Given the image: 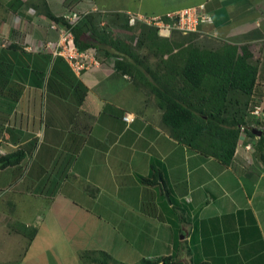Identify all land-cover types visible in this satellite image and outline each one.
I'll use <instances>...</instances> for the list:
<instances>
[{
    "label": "crops",
    "instance_id": "1",
    "mask_svg": "<svg viewBox=\"0 0 264 264\" xmlns=\"http://www.w3.org/2000/svg\"><path fill=\"white\" fill-rule=\"evenodd\" d=\"M79 1L83 11L120 10L124 0ZM42 2L58 14L64 0H0V39L10 42L0 47V156L23 151L18 165L0 169V237L8 239L0 264H81L79 252L96 249L128 264L183 259L184 252L205 264H264V160L256 150L264 117L251 114L255 106L264 110V22L247 16L258 5L197 2L213 17L204 28L246 46L257 68L245 118L261 134L241 130L224 165L169 136L154 101L136 99L129 80L114 72L110 50L88 47L81 50L86 68L71 66ZM51 33L57 40L49 43ZM125 89L133 96L121 95ZM31 197L43 200L42 213L20 207ZM117 216L119 225L110 221ZM92 219L93 227H82ZM98 219L114 231L112 241ZM116 231L123 251L114 245Z\"/></svg>",
    "mask_w": 264,
    "mask_h": 264
},
{
    "label": "trees",
    "instance_id": "2",
    "mask_svg": "<svg viewBox=\"0 0 264 264\" xmlns=\"http://www.w3.org/2000/svg\"><path fill=\"white\" fill-rule=\"evenodd\" d=\"M39 9L50 19L62 23L65 21L53 15L46 2H42ZM72 33L77 49L101 46L105 53L110 55L109 46H111L110 48L124 52L131 60L130 62L117 61L115 67L118 71L123 74H135L139 78L144 77L142 71L134 65L138 63L137 58L122 46L110 43L107 36L98 32L95 27L88 28L84 24L73 26ZM149 37L156 38L157 35L153 31ZM166 41V38H163V42L159 45L156 42H151V45L157 44V51L162 55L168 51L169 44ZM177 47L174 57L181 63L171 69L169 74L172 73L173 76H165L163 81L156 79V83L147 82L150 91L157 98L158 106L162 109L161 120L167 127L169 136L178 143L228 165L233 157L241 130H244L248 136L254 137L251 133L252 126L247 123L245 116L249 114L251 108L249 97L255 85L256 65L252 62L251 54L244 45L225 43L216 49L200 48L193 44L185 46L180 44ZM151 76L154 79L152 73ZM176 79L178 83H173L172 81ZM144 81L147 80L144 79ZM169 81L170 85L164 84ZM230 94L246 97L242 107H239V104L235 105L233 111L230 110ZM256 150L258 156L264 160V132L257 139ZM22 158L23 151L19 149L1 155L0 169L18 165ZM141 181L151 183L149 178H141ZM168 199L172 201L169 195ZM23 227V225L18 226V231L25 235H29L30 232L34 234V229ZM91 252L98 254L93 259L97 264H108L109 260L116 261L103 250H84L79 253L81 264L83 260L84 262L90 260ZM160 262L185 264L170 256L156 259L142 258L134 264H159ZM191 263L205 264L203 261L195 260Z\"/></svg>",
    "mask_w": 264,
    "mask_h": 264
},
{
    "label": "rangeland",
    "instance_id": "3",
    "mask_svg": "<svg viewBox=\"0 0 264 264\" xmlns=\"http://www.w3.org/2000/svg\"><path fill=\"white\" fill-rule=\"evenodd\" d=\"M107 1V0H103ZM102 1V2H103ZM201 0H124L122 1L123 3L119 4V9H110L109 7H97L95 5L91 6L90 8L87 7V9H83V11L80 10L79 6V0H64L61 12L56 14L55 12L51 13L55 15L56 17L62 18L65 20L63 23L62 22H57L53 19H50L45 16V24L49 27L50 31L56 30L61 34V30L63 29V33L67 31L69 35L67 38H73V33H72V28L73 26H79L84 24V26H87L88 28L90 26H93L96 28V30L100 33H103L107 36V40L112 43L116 44L118 46H122L128 53L130 52L133 54L137 60L138 63H135L134 65L140 69L143 73V78H139L135 76V74H127V73H122L118 71L115 67V64L117 61H124L128 60L129 62L130 57H128L124 52H120L118 50H115L114 48H110L109 50L112 52V55L110 56L109 62L111 63L113 70L115 73L124 76L133 87H131V91L133 94H135V98H143V102H145L148 106H152V101L153 104L162 111V109L158 106L157 104V98L152 94L150 91V88L147 84V82L151 83H156V79L159 81L162 79L164 80L163 77L165 76H173L172 73H170L171 69H174L177 65H180L181 62L175 60V52L178 49L177 46H180V44H183L184 46L187 44H193L196 46H199L200 48H209V49H216L222 44L225 43H230L227 38L220 37L215 30H210L207 28H201L202 31L198 33H182L181 31L175 29V28H170L168 32L165 34H161L159 30L153 26L144 24V23H139V22H134V23H128L127 15L126 12L135 11V12H141L142 14H162L167 11H171L176 9V11H180L186 5L192 4V3H197ZM247 3H253L257 4L258 8L257 10H254L250 13L247 14L253 21H262L264 22V0H245ZM105 3V2H104ZM206 3V2H205ZM207 8V4H206ZM175 11V10H174ZM209 11V10H208ZM232 11V9L230 10ZM210 12V11H209ZM232 13H235V11H232ZM210 15H212L210 13ZM213 18V17H212ZM213 20V19H212ZM90 22V24H89ZM52 27V28H51ZM54 28V29H53ZM154 29V30H153ZM154 33L157 35L156 38H151L149 37L150 34ZM151 32V33H150ZM66 33V32H65ZM56 33H51L50 35V40L49 43L55 42L57 38L55 37ZM64 36V35H61ZM166 38L167 44H169L168 51L166 53L160 55L158 50L159 43L163 42V38ZM63 38L60 39V41ZM65 39V38H64ZM151 42H156L157 44L151 45ZM10 42L7 40V42L4 41V39H0V47L1 46H9ZM5 46V47H6ZM98 47V46H97ZM2 48V47H1ZM100 50L103 49V47L99 46L98 47ZM108 48V47H107ZM100 50H94L92 53L97 56L98 51ZM103 54V53H102ZM63 56V55H62ZM65 56V55H64ZM66 57V56H65ZM51 66L48 65V67L45 69V81H49V74ZM8 76L15 75L13 71L8 70L6 71ZM5 73V71H4ZM154 76V79L151 76ZM146 79L147 81H144ZM178 80L176 79L175 81H172L173 83L177 82ZM169 84V82H164V84ZM142 93H141V92ZM132 92L129 90L125 89L123 92L121 91V95L124 97L128 96H133ZM120 95V96H121ZM229 107L230 110H234L235 105H239V107H242L244 100L246 101V97L242 96L240 94H230L229 97ZM140 103V102H139ZM248 105V104H247ZM248 107V106H247ZM250 107V106H249ZM252 107V106H251ZM242 109V108H241ZM253 109V108H251ZM124 115V114H123ZM130 115V114H129ZM132 116V115H131ZM116 121V120H115ZM108 122V121H107ZM164 124V123H163ZM112 125V124H111ZM110 126V125H108ZM243 132L241 131L240 134ZM167 202V200H166ZM24 205H27L26 209L34 210L36 212L42 213V210H44L45 206L43 203V200L40 198L36 197H31L28 200H25L20 207ZM20 209V208H19ZM23 209V208H22ZM104 220L106 219V216H100ZM101 220H97V223L100 222ZM110 221H113L117 223V225L120 224V216L115 217L114 219H110ZM96 221L94 219L90 220L87 225H83L82 227H93L94 223ZM154 223V221H152ZM101 226V228H100ZM116 224H114V227ZM98 227L100 229H104V233L99 234L103 235V238L105 239V236H107V242L112 241L111 237L109 234L113 233L114 231L110 232V230L107 231V226H105V223H98ZM121 233V232H120ZM117 231L115 232L114 235V245L119 247L121 250L122 248L118 245H120V241L118 240ZM179 234L177 236L179 237ZM113 238V237H112ZM4 242V243H3ZM20 243V242H19ZM91 243V242H90ZM7 244H8V239L2 240L0 237V257H2V254L7 251ZM21 247V244H20ZM136 248L135 246H133ZM137 249V248H136ZM97 250V249H96ZM84 251V250H83ZM123 251V250H122ZM125 251V249H124ZM80 251L79 253H81ZM184 257L183 259H180L178 256L173 257L174 259H179L185 264H192L191 263V258L184 252ZM98 254L95 252H91L89 255V259L82 264H97L93 259L97 256ZM130 255H135L132 252ZM116 260V259H115ZM116 262V263H115ZM118 262L120 261H114V260H109L108 264H119ZM137 262V261H136ZM136 262H132L129 264H134ZM122 264H128V263H123ZM161 263V262H160Z\"/></svg>",
    "mask_w": 264,
    "mask_h": 264
},
{
    "label": "built area",
    "instance_id": "4",
    "mask_svg": "<svg viewBox=\"0 0 264 264\" xmlns=\"http://www.w3.org/2000/svg\"><path fill=\"white\" fill-rule=\"evenodd\" d=\"M128 23H144L153 26L159 30L162 34L168 32L170 28H175L182 33H198L203 29L205 25L212 23V15L206 8L205 2H200L194 5L183 7L180 11H167L164 14H142L140 12H126ZM66 32V33H65ZM63 29L61 30V41H59L61 51L69 60L71 66L76 70L86 68L88 55L85 51H81L76 48L73 38H67L69 33ZM65 38V39H64ZM80 58V60L78 59ZM90 62L95 63V61L90 60ZM251 114L255 117H264V110L260 106L253 107ZM122 119L126 122L133 120V116L129 114H124ZM248 147V146H247Z\"/></svg>",
    "mask_w": 264,
    "mask_h": 264
},
{
    "label": "water",
    "instance_id": "5",
    "mask_svg": "<svg viewBox=\"0 0 264 264\" xmlns=\"http://www.w3.org/2000/svg\"><path fill=\"white\" fill-rule=\"evenodd\" d=\"M251 133L254 134V135H260L261 134V129H258V128H255V127H252L251 128ZM159 264H164L163 262L159 263Z\"/></svg>",
    "mask_w": 264,
    "mask_h": 264
}]
</instances>
